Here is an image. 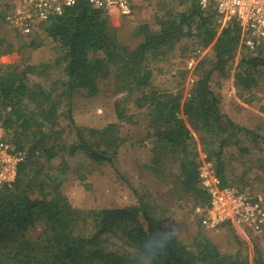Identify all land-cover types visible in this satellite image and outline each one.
<instances>
[{"label":"trees","instance_id":"16d2710c","mask_svg":"<svg viewBox=\"0 0 264 264\" xmlns=\"http://www.w3.org/2000/svg\"><path fill=\"white\" fill-rule=\"evenodd\" d=\"M190 10L158 16L156 26L139 25L133 35L140 42L129 47L120 44L105 11L78 0L43 28L41 46L55 54L48 64L0 65V127L5 139L26 155L12 187L0 189V264H264L259 252L250 263L240 251L222 253L202 234L188 246L143 204L74 209L61 191L64 159L54 175L47 174L61 150L80 153L96 164H113L124 141L120 125L81 128L72 117L78 91L97 96L110 83L115 95L127 93L138 108L148 110V137L154 139L149 169L154 176L163 182L167 175L173 177L172 185L202 197L206 207L208 198L198 179L200 146L223 185H228L224 150L246 130L221 111L211 79L214 72L224 75L236 60L241 31L233 22L217 38L216 12L202 11L197 0H192ZM194 27L202 47L214 45L215 59L200 69L190 97L183 89L153 88L147 59L164 60L177 46L183 50ZM13 49L0 39V58ZM256 52L238 57L237 81L249 91L264 76V47ZM117 114L121 117L119 106ZM66 120L75 137L69 146L62 145L60 138Z\"/></svg>","mask_w":264,"mask_h":264},{"label":"rangeland","instance_id":"374dc122","mask_svg":"<svg viewBox=\"0 0 264 264\" xmlns=\"http://www.w3.org/2000/svg\"><path fill=\"white\" fill-rule=\"evenodd\" d=\"M191 7L192 0H134L130 17H123L117 11L105 12L110 25L117 30L120 44L135 47L140 40L133 34L139 25L148 23L156 26L158 16L189 14ZM10 11L11 6L7 0H0V39L14 48V51L0 58V65L23 68L26 65L48 64L55 54L50 48L41 46L46 25L32 36H22L9 28L5 20ZM218 20L217 17L215 23L213 19L217 38L223 32ZM199 35L200 32L194 27L184 40L183 50L177 46L164 60L153 57L147 59L146 68L152 72L153 88L160 92L183 89L184 96L188 97L191 87L188 60L195 52H201L196 56L194 72L198 79L203 67L207 68L205 65L215 59L214 45L202 47L198 43ZM237 54L236 60L226 68L224 75L214 72L211 79L212 89L221 102V111L246 130L233 137L224 150L226 178L228 185L264 196V76L261 74L258 77V84L253 90L244 89L237 81L240 72L238 57L241 54L257 55L258 52H250L240 41ZM114 93L115 88L109 83L101 87L97 96H88L86 92L78 91L72 100V117L77 126L102 129L110 124H118L124 141L113 164H96L80 153L70 155L65 150H61L60 157L49 164L47 174L54 175L64 159L61 191L70 205L74 209L86 211L143 204L156 220L188 246L202 234L216 244L222 253L234 254L240 251L251 263L255 253L259 252L260 260L264 262V236L237 231L231 227L222 228L218 232L205 230L197 212L198 208L204 207L203 198L181 192L177 186L172 185L171 176L165 174L166 182L154 176L149 169L154 139L148 137L151 132L148 110L146 107L138 108L135 99L127 93ZM117 106L121 117H118ZM68 124L67 120L62 123L63 133L60 137L61 144L66 146L71 145L75 139ZM198 148L202 161L207 156L200 150V146ZM242 150H248L249 154H242Z\"/></svg>","mask_w":264,"mask_h":264},{"label":"built area","instance_id":"2783aa9c","mask_svg":"<svg viewBox=\"0 0 264 264\" xmlns=\"http://www.w3.org/2000/svg\"><path fill=\"white\" fill-rule=\"evenodd\" d=\"M94 9L117 11L123 17L132 15L134 0H86ZM11 11L6 22L14 32L28 37L39 32L51 20L62 17L78 0H7ZM204 12L214 10L222 29L235 22L241 31V45L256 52L264 45V0H197ZM197 51L187 62L191 73L190 97L197 78ZM26 159L24 152L5 139L0 127V189L10 188L16 181L18 167ZM199 187L206 194L208 204L197 209L201 224L209 232L225 226L237 231L264 236V196L248 189L223 185L214 164L204 158L198 168Z\"/></svg>","mask_w":264,"mask_h":264}]
</instances>
